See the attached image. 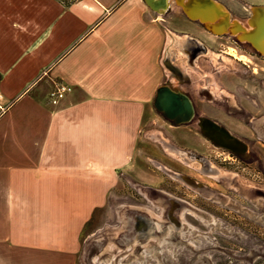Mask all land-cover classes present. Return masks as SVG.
Returning <instances> with one entry per match:
<instances>
[{
	"label": "crops",
	"instance_id": "obj_1",
	"mask_svg": "<svg viewBox=\"0 0 264 264\" xmlns=\"http://www.w3.org/2000/svg\"><path fill=\"white\" fill-rule=\"evenodd\" d=\"M175 17L144 0H0V264H78L85 231L119 215L118 175L142 194L169 26L193 28ZM55 81L73 87L58 106ZM118 206L142 233L155 203Z\"/></svg>",
	"mask_w": 264,
	"mask_h": 264
},
{
	"label": "rangeland",
	"instance_id": "obj_2",
	"mask_svg": "<svg viewBox=\"0 0 264 264\" xmlns=\"http://www.w3.org/2000/svg\"><path fill=\"white\" fill-rule=\"evenodd\" d=\"M171 11L176 14L179 8L173 4ZM189 31L200 35L192 29ZM188 36L185 34L174 38L168 35L164 58L172 55L179 38ZM231 52L237 56L245 55L240 51ZM208 54L206 70L210 74L220 69L244 71L243 67L231 61H228L230 65H218V53L211 51ZM250 60L254 68H264V60ZM181 65L184 67L183 61ZM167 75L169 71L166 69L165 78ZM153 119L150 124L142 126L143 145L146 142L150 146L148 150L142 148L141 173L136 174L141 181L136 183L137 190L155 203V207L150 208V214L145 215L149 220L146 230L134 232L133 223L130 222L135 218L134 214L118 206L126 199L138 198L139 201L135 191L124 184L127 180L133 182L131 176L118 175L122 182L115 196V208H118L119 215L113 216L110 227L105 230L88 228V235L85 231L78 264H264V126H255L260 139L245 142L247 155H253L256 160L252 166L236 160L238 168H235L215 159L218 155L228 157L224 150L209 149L208 144L197 147L219 168V174L208 175L216 178L214 180L186 170L179 165L178 155L163 144V138L170 141L173 137H187L190 142L197 143L187 129L170 127L158 114H154ZM228 127L252 135V131L245 126ZM163 165L194 175L204 187L199 189L186 185L171 173L165 175ZM163 182L176 187L174 192L169 193L174 198L155 190L159 188L170 192L162 186ZM141 202L146 205L144 200ZM156 228L166 230V235H156Z\"/></svg>",
	"mask_w": 264,
	"mask_h": 264
},
{
	"label": "flooded vegetation",
	"instance_id": "obj_3",
	"mask_svg": "<svg viewBox=\"0 0 264 264\" xmlns=\"http://www.w3.org/2000/svg\"><path fill=\"white\" fill-rule=\"evenodd\" d=\"M216 1L225 5L231 14V19L239 21L248 31L252 30L248 24V20L251 19L253 15L252 8L255 6L264 7V0ZM182 16L185 21L190 23V27L194 28H192V30L195 31L196 29L203 37L190 33V29H187V31L186 29L169 26V34L172 37L177 38L179 35L185 34L189 36L185 39H178V44L175 45L172 55L170 57L168 56L166 62L169 75L164 78L165 80L161 82L159 87L165 85L168 89H172L170 91L171 94L179 95L181 93L189 97L194 107L195 114L187 124L176 126L172 119L166 118L162 113L156 111L170 127H184L187 129V133L191 135V138L196 139L197 143L190 142L187 137H180L179 139L173 137L170 141H165V138L162 139L163 144L178 155L177 160L180 163L179 165H182L186 170L191 173L194 172L200 177L210 178L211 176L208 175L219 174L220 170L213 164V161L208 158V155L197 147L208 144L207 147L209 149L211 147L220 150L224 149L217 147L203 134L201 125H205L207 120L217 126L225 127L234 137L243 142L257 141L261 137L257 130H255V126H264V68L261 67L260 70L254 68L250 59L263 61L264 56H260L256 53L249 43L238 41L235 36L215 35L201 24L190 21L183 13ZM163 17L169 19V24L173 23L172 21L176 18L171 10ZM244 19H246L245 22L243 21ZM170 20L172 21L170 22ZM204 37H210L211 39H206ZM191 47L196 52L192 50ZM211 51L218 53V65H227L228 61H231L243 67L244 71L220 69L215 70L213 74L208 73L206 70V63L209 58L208 52ZM231 51L236 53L240 51L245 55L237 56ZM181 61L184 62V67L181 65ZM228 65H230V63ZM198 78H200L199 81L197 80ZM156 97L157 91L155 100ZM230 125L245 126L252 131V135L240 133L239 130L233 127L229 128L228 126ZM224 152H227L229 156L221 158V155H218L215 159H217V161H223L235 168H238L235 163L236 160L247 163L249 166H252L256 161L253 155H247L248 151L242 157H238L226 150H224ZM231 156L235 158V161H233L234 158H231ZM162 172L168 176L169 173L175 175L186 185H193L199 189L204 187L202 181L196 179V177L190 173L177 172L168 168L166 165H163ZM155 173L158 177V173ZM211 178L216 180V178ZM162 186L170 191H167V193L174 192L173 190L176 189V187H172L164 182ZM138 196L139 199H145L143 194L139 193Z\"/></svg>",
	"mask_w": 264,
	"mask_h": 264
},
{
	"label": "water",
	"instance_id": "obj_4",
	"mask_svg": "<svg viewBox=\"0 0 264 264\" xmlns=\"http://www.w3.org/2000/svg\"><path fill=\"white\" fill-rule=\"evenodd\" d=\"M145 4L160 16H165L174 4L193 22H197L215 35H231L242 43H249L260 56H264V7L252 8V17L248 20L252 30L248 31L222 3L216 0H144ZM155 109L166 118L172 119L176 126L187 124L194 117V107L183 94L173 95L165 86L157 90ZM201 125L203 134L217 147L238 157L247 152L245 142L234 137L225 127L206 121Z\"/></svg>",
	"mask_w": 264,
	"mask_h": 264
},
{
	"label": "built area",
	"instance_id": "obj_5",
	"mask_svg": "<svg viewBox=\"0 0 264 264\" xmlns=\"http://www.w3.org/2000/svg\"><path fill=\"white\" fill-rule=\"evenodd\" d=\"M73 91V87L63 81H55L49 92L48 100L51 105L58 106Z\"/></svg>",
	"mask_w": 264,
	"mask_h": 264
},
{
	"label": "bare ground",
	"instance_id": "obj_6",
	"mask_svg": "<svg viewBox=\"0 0 264 264\" xmlns=\"http://www.w3.org/2000/svg\"><path fill=\"white\" fill-rule=\"evenodd\" d=\"M191 48H192V47H191ZM192 50H194V49L192 48ZM197 50H198V49H197ZM186 51H187V50H186ZM194 51H195V50H194ZM188 52H189V51H188ZM192 52H193V51H192ZM195 52H196V51H195ZM195 52H194V53H195ZM234 56H235V55H234ZM190 57H191V56H190ZM169 90H170V89H169ZM171 90H172V89H171ZM171 90H170V91H171ZM188 98H189V97H188ZM190 101H191V100H190ZM215 170H216V169H215ZM215 176H216V175H215ZM217 177H218V176H217Z\"/></svg>",
	"mask_w": 264,
	"mask_h": 264
}]
</instances>
